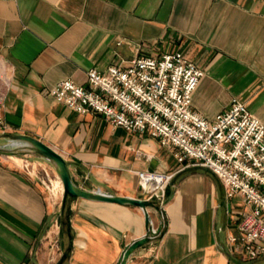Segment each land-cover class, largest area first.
Instances as JSON below:
<instances>
[{
  "label": "crops",
  "instance_id": "0c3cea01",
  "mask_svg": "<svg viewBox=\"0 0 264 264\" xmlns=\"http://www.w3.org/2000/svg\"><path fill=\"white\" fill-rule=\"evenodd\" d=\"M171 51L203 72L193 111L211 121L234 98L264 125V0H0V73L9 80L0 83V264H116L146 232L138 207L64 197L48 161L9 144L13 135L53 149L89 191L145 199L136 171L172 174L163 205L146 208L159 233L124 264H264V255L230 252L240 249L228 238L243 205L208 171L44 92L65 79L84 85L89 69Z\"/></svg>",
  "mask_w": 264,
  "mask_h": 264
},
{
  "label": "built area",
  "instance_id": "2783aa9c",
  "mask_svg": "<svg viewBox=\"0 0 264 264\" xmlns=\"http://www.w3.org/2000/svg\"><path fill=\"white\" fill-rule=\"evenodd\" d=\"M202 74L180 52L171 51L138 56L103 72L89 69L84 85L65 79L44 92L75 113L100 115L112 128L147 133L171 150L177 163L208 171L225 198L237 197L243 205L238 235L228 238L240 249L230 252L254 260L264 255V125L234 98L211 121L193 111L191 93ZM0 83L9 87L2 73ZM2 100L0 94V127ZM135 175L145 199L161 207L172 174L140 170Z\"/></svg>",
  "mask_w": 264,
  "mask_h": 264
},
{
  "label": "water",
  "instance_id": "95a60500",
  "mask_svg": "<svg viewBox=\"0 0 264 264\" xmlns=\"http://www.w3.org/2000/svg\"><path fill=\"white\" fill-rule=\"evenodd\" d=\"M10 139L22 142L26 150L52 164L54 171L60 180L64 197H75L123 206H134L138 207L142 211L146 224V232L141 237L132 240L130 243L124 246L116 264H124L127 257L134 249L146 243L151 237H154L159 233V228H152L151 225H149L150 223L148 221V215L146 212V208L153 206L154 201L152 202V200L111 195L99 191H89L80 188L71 181L65 161L53 149L43 144L39 140L26 135H13L10 137ZM10 153H13V151H10ZM152 229L154 231H152ZM60 263L61 261L57 264Z\"/></svg>",
  "mask_w": 264,
  "mask_h": 264
},
{
  "label": "rangeland",
  "instance_id": "374dc122",
  "mask_svg": "<svg viewBox=\"0 0 264 264\" xmlns=\"http://www.w3.org/2000/svg\"><path fill=\"white\" fill-rule=\"evenodd\" d=\"M10 143L11 142H9V144ZM10 149H11L10 151L15 152L16 154H20L21 153L20 151H23L24 150L23 148H19V147H17V148H10ZM48 164L51 165V167H52V168L50 167L52 169V176H51V173L48 172L49 179L54 180V179H56L55 178V174L56 173L54 171V168H53L52 164L50 162H48ZM57 184L60 185V181H58Z\"/></svg>",
  "mask_w": 264,
  "mask_h": 264
},
{
  "label": "bare ground",
  "instance_id": "6f19581e",
  "mask_svg": "<svg viewBox=\"0 0 264 264\" xmlns=\"http://www.w3.org/2000/svg\"><path fill=\"white\" fill-rule=\"evenodd\" d=\"M11 143L10 144H12V145H16L18 142L17 141H14V140H11L10 141ZM57 176V175H56ZM58 178V177H57ZM59 179V178H58ZM60 181V180H59Z\"/></svg>",
  "mask_w": 264,
  "mask_h": 264
},
{
  "label": "trees",
  "instance_id": "16d2710c",
  "mask_svg": "<svg viewBox=\"0 0 264 264\" xmlns=\"http://www.w3.org/2000/svg\"><path fill=\"white\" fill-rule=\"evenodd\" d=\"M167 196H168V191H167ZM61 224H62V226H66L67 225V223H63V222H61Z\"/></svg>",
  "mask_w": 264,
  "mask_h": 264
}]
</instances>
